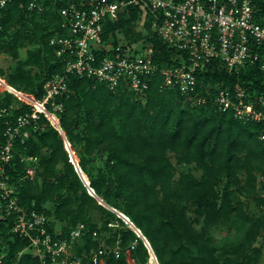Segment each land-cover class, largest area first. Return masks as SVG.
Instances as JSON below:
<instances>
[{
	"label": "trees",
	"instance_id": "obj_1",
	"mask_svg": "<svg viewBox=\"0 0 264 264\" xmlns=\"http://www.w3.org/2000/svg\"><path fill=\"white\" fill-rule=\"evenodd\" d=\"M71 1L45 0L47 7L38 11L13 0L4 9L0 53H9L15 64L10 71L0 66V75L37 99L44 96L46 80L62 69L50 39L61 30V7ZM260 12L264 24V4ZM143 13L141 4H129L107 20L105 38L113 35L118 45L122 36L124 46L131 48L150 41L160 66L178 63L182 52L152 29L149 10L142 24ZM27 45L21 58L19 50ZM263 63L264 57L235 73L212 59L198 73L196 88L187 93L162 85V75L156 73L145 99L124 84L111 89L92 77L72 74L73 92L67 98L57 97L64 104L58 112L61 126L90 186L140 228L161 264H260L264 250L261 123L239 119L233 109L220 108L215 97L222 85L237 81L264 93ZM16 98L6 89L0 94V109H9L7 116L0 117V139L8 123L15 124L20 113L34 108L27 102L12 108ZM36 122L28 138L15 140L14 157L6 165V178L18 184L19 203L49 216V229L61 230L60 236L85 223L74 245L79 255L105 245L104 264H128V250L137 264H150L149 247L139 233L89 191L62 133L44 113ZM23 154L38 158L23 161ZM30 166L35 168L33 174L27 173ZM247 197L260 207L258 211L250 209ZM12 224L13 218L0 220V264H41L28 249L30 239L13 232ZM220 228L224 235L219 238L215 231Z\"/></svg>",
	"mask_w": 264,
	"mask_h": 264
},
{
	"label": "built area",
	"instance_id": "obj_2",
	"mask_svg": "<svg viewBox=\"0 0 264 264\" xmlns=\"http://www.w3.org/2000/svg\"><path fill=\"white\" fill-rule=\"evenodd\" d=\"M10 1L13 0H0V32L4 9ZM17 1L30 10L43 11L47 7L45 0ZM131 3H139L150 11L152 29L182 52L178 63L160 66L153 58L150 41L131 48L122 42L115 45L113 35L105 38L107 20L114 19ZM263 4L264 0H73L61 7V30L50 39L62 69L46 80L43 98L36 99L58 116L64 104L57 97L67 98L73 92L69 83L72 74L92 77L111 89L124 84L136 95L145 96L156 73L162 75V85L179 88L184 93L195 89L198 73L212 59H218L227 71L238 73L264 57L260 12ZM215 100L220 108L233 109L239 119L261 123L259 138L264 145V93L253 92L237 81L222 85ZM29 104L34 108L20 113L15 124L8 123L0 139V220L13 218L12 231L30 239L28 249L39 257L41 264H104L105 245L83 255L75 253L74 245L82 237L85 223L75 226L68 236H60L59 229L52 232L49 216L21 205L18 184L6 178V165L14 157L15 140L23 142L31 135V127L37 126L40 113L53 124L46 111ZM8 114L9 109H0V117ZM37 158L21 155V160L27 162ZM34 172L33 166L27 168L28 174ZM115 252L120 255L119 246Z\"/></svg>",
	"mask_w": 264,
	"mask_h": 264
},
{
	"label": "bare ground",
	"instance_id": "obj_3",
	"mask_svg": "<svg viewBox=\"0 0 264 264\" xmlns=\"http://www.w3.org/2000/svg\"><path fill=\"white\" fill-rule=\"evenodd\" d=\"M0 85L3 88H5L6 90H8V91H10V92H12L14 94H16L21 99H23V100H25V101H27L29 103H33L34 105H36V107L39 110L46 111L47 115L52 120L53 125L56 128H58L59 131L62 133L63 138H64V142H65V147L69 151L70 156H71V159L74 162V165H75L76 169H78V171H79L82 179L84 180V182L86 183V185H88L89 191L94 194L95 191L90 186V181H89V178H88L87 174L82 170V168H81V166L79 164L78 156H77V154H76V152H75V150H74L71 142L69 141V139H68V137H67L64 129L61 126V122H60L59 117L55 113H53L52 111H50L49 109H47L45 107V105L42 102H40L39 100H37L36 97L32 93H29L27 91L20 90V89L16 88L15 86L9 84L7 82V80L4 77H2L1 75H0ZM98 197H99V201L101 203L105 204L106 206H108V207H110V208H112L114 210H117L118 211L117 212L118 215H120L124 219V221H126V223H128L137 233L140 234V236L144 239V242L146 243V245L149 247V250H150V253H151V260H152V262L154 264H161L159 262L157 256H156V254H155V251L153 250V248L151 246V243H150L149 239L142 233V231L140 230V228L137 227L135 225V223L125 213H123L122 211L116 209L115 207H112L109 204H107L106 201L102 197H100L99 195H98Z\"/></svg>",
	"mask_w": 264,
	"mask_h": 264
},
{
	"label": "rangeland",
	"instance_id": "obj_4",
	"mask_svg": "<svg viewBox=\"0 0 264 264\" xmlns=\"http://www.w3.org/2000/svg\"><path fill=\"white\" fill-rule=\"evenodd\" d=\"M146 13H147V10L146 8H144V13L142 15V18L141 21H142V24L143 22H145L146 20ZM141 27V25H139V28ZM122 34L120 33V36ZM121 42H123V40H125L124 37L121 36ZM29 45L25 46V47H21L19 52H20V57L21 58H24L26 56V51H27V47ZM15 64V59L9 54V53H6V52H2L0 53V66L3 67L5 70L7 71H10L11 67ZM5 91V88H3L1 85H0V94H3ZM140 98L142 99H145L144 96H139ZM22 102H25V100L21 99L20 97L16 98V99H13V102L11 104V107L13 108H16L20 105H22ZM28 103V102H27ZM100 161V160H99ZM180 167H183V166H179ZM247 200L249 201V206H250V209L253 210V211H258L260 209L259 206H257L254 201L251 199V197H247ZM50 205V204H49ZM92 216L94 218H97L98 217V214L96 212L92 213ZM59 225L61 226V223H59ZM215 235L217 237H222V235H224V232L222 231V229H217L215 231ZM218 238V239H219ZM260 243V242H259ZM127 260H128V264H137L135 262V260L131 257L129 251H127ZM150 264H154L150 258ZM260 264H264V250H263V254L261 256V259H260Z\"/></svg>",
	"mask_w": 264,
	"mask_h": 264
},
{
	"label": "water",
	"instance_id": "obj_5",
	"mask_svg": "<svg viewBox=\"0 0 264 264\" xmlns=\"http://www.w3.org/2000/svg\"><path fill=\"white\" fill-rule=\"evenodd\" d=\"M77 171H78V169H77ZM79 172V171H78ZM80 174V173H79ZM93 194V193H92ZM94 195L98 198V200H99V197H98V195H96L95 193H94ZM115 211H117V210H115ZM118 212V211H117ZM140 235V234H139Z\"/></svg>",
	"mask_w": 264,
	"mask_h": 264
}]
</instances>
